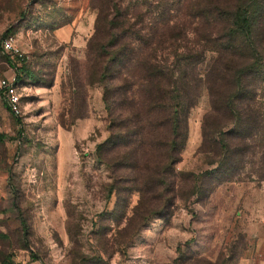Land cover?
<instances>
[{"label": "rangeland", "instance_id": "obj_1", "mask_svg": "<svg viewBox=\"0 0 264 264\" xmlns=\"http://www.w3.org/2000/svg\"><path fill=\"white\" fill-rule=\"evenodd\" d=\"M151 1L137 24L144 0H118L120 12L111 0H0V79L16 72L1 49L9 29L32 76L19 84L21 123L0 99V261L264 264V0ZM84 5L97 15L94 29L62 42L58 31ZM119 13L143 38L137 46L155 34L157 60L188 71L182 94L193 105L161 202L153 190L118 194L132 186L127 172L113 175L97 157L110 137L104 20ZM232 31L249 34L228 40ZM142 198L149 213L123 219Z\"/></svg>", "mask_w": 264, "mask_h": 264}, {"label": "trees", "instance_id": "obj_2", "mask_svg": "<svg viewBox=\"0 0 264 264\" xmlns=\"http://www.w3.org/2000/svg\"><path fill=\"white\" fill-rule=\"evenodd\" d=\"M111 4L115 11L120 12L118 0H111ZM152 4V1L144 0L142 6L146 8V12L133 17L137 24H143L145 17L152 13ZM132 6L136 8L137 4L133 3ZM129 21L125 13H119L112 20H104L110 38L101 46L104 62L100 83L104 85L110 137L98 146L97 157L111 169L113 175L121 171L127 172L125 181L132 186L124 190L114 188L118 194L122 191L131 195L136 191L142 193L153 190L156 195L152 201L161 202L162 196L157 192L165 191L163 186L174 175L173 162L186 138L188 114L193 105L185 102L182 94L188 71L177 60L172 64L157 60L154 56L156 49L150 47L155 34L147 35L149 39L146 37L143 45L137 46L134 41L143 38ZM236 23H242L241 28L247 24V18L242 11L236 12ZM231 34L242 36L249 32L232 31L228 40ZM13 35V30L9 29L3 37ZM226 43L224 46L227 50H235L232 43ZM5 57L16 71L19 84L23 82L24 75L32 77L26 66V57ZM3 104L11 112L7 104ZM11 114L21 123L22 118H17L12 112ZM208 176L209 173L206 174ZM199 185L201 187V183ZM111 190L114 191L113 188ZM166 191L173 193L174 187L170 186ZM129 198L127 196L122 200L126 205L125 210ZM144 202L142 198L133 215L129 217L125 212L122 218L131 223L137 220L136 217H139L141 211L149 213L150 209L147 206L145 210ZM167 208L168 204H165L164 209ZM22 226L27 234V222L22 221ZM0 264L14 263L4 260Z\"/></svg>", "mask_w": 264, "mask_h": 264}, {"label": "built area", "instance_id": "obj_3", "mask_svg": "<svg viewBox=\"0 0 264 264\" xmlns=\"http://www.w3.org/2000/svg\"><path fill=\"white\" fill-rule=\"evenodd\" d=\"M16 43V39L13 36L4 38L1 42L2 52L8 56L22 59L25 54ZM0 99L7 104L10 111L17 118L23 117L22 95L20 94L16 72L12 76L0 79Z\"/></svg>", "mask_w": 264, "mask_h": 264}, {"label": "crops", "instance_id": "obj_4", "mask_svg": "<svg viewBox=\"0 0 264 264\" xmlns=\"http://www.w3.org/2000/svg\"><path fill=\"white\" fill-rule=\"evenodd\" d=\"M77 17L78 18L72 25H68L67 27L62 28L58 31V37L62 42H76L74 34H77V36L79 37L80 34L90 33L94 29L97 15L96 13H93V11L89 9L87 5H84L82 9H80ZM261 215L263 216V214ZM262 232L264 233V231ZM261 236L263 237L264 234ZM261 254L262 256H264V242L261 244Z\"/></svg>", "mask_w": 264, "mask_h": 264}]
</instances>
